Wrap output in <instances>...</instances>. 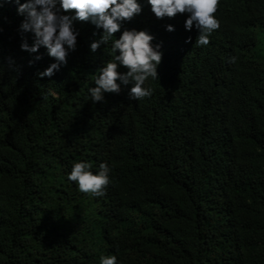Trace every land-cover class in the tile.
Here are the masks:
<instances>
[{"label":"trees","instance_id":"16d2710c","mask_svg":"<svg viewBox=\"0 0 264 264\" xmlns=\"http://www.w3.org/2000/svg\"><path fill=\"white\" fill-rule=\"evenodd\" d=\"M140 3L121 30L161 45L151 95L122 85L93 102L100 30L74 21L76 49L39 77L54 58L41 47L29 64L16 0H0V264H264V0H214L201 46L188 13ZM81 160L108 164L102 195L67 179Z\"/></svg>","mask_w":264,"mask_h":264},{"label":"clouds","instance_id":"9594fccd","mask_svg":"<svg viewBox=\"0 0 264 264\" xmlns=\"http://www.w3.org/2000/svg\"><path fill=\"white\" fill-rule=\"evenodd\" d=\"M150 11L157 18L172 17L176 13H188L184 20L185 30L195 27L198 35L194 44L207 45L209 34L218 27L213 15L214 0H145ZM17 3V14L23 18L18 31L29 33L23 37L20 49L30 55L36 53L29 64L39 60L38 49H46L47 55L54 58L39 77H51L66 63L69 52L77 47L78 32L74 30V21H88L100 30L98 38L89 43V50L95 52L101 45H110V59L103 60L93 76V82L87 88V94L93 102L102 101L104 93L119 92L122 85L127 89L129 99L139 100L151 95L152 89L146 85L148 78L157 79V67L161 62L162 51L159 43L153 44V35L146 29L122 28V23L134 14L141 12L140 0H24ZM75 9L68 13L67 10ZM166 31H173L172 24L165 25ZM119 31V36L114 33ZM95 35V32L93 33ZM230 60L234 57H230ZM9 63L13 61L9 58ZM126 71H118V67ZM87 161L72 163L67 179L74 181L80 192L95 196L103 194L110 168L101 162L96 172L89 170ZM99 264H116L115 255H101Z\"/></svg>","mask_w":264,"mask_h":264}]
</instances>
